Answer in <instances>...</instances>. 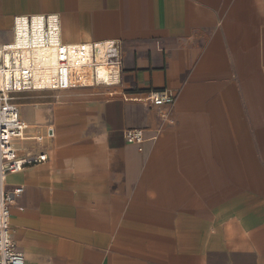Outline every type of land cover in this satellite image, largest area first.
<instances>
[{
    "label": "crops",
    "instance_id": "0c3cea01",
    "mask_svg": "<svg viewBox=\"0 0 264 264\" xmlns=\"http://www.w3.org/2000/svg\"><path fill=\"white\" fill-rule=\"evenodd\" d=\"M42 18L96 56L14 94L20 159L47 156L5 184L27 264H264V0H0V43Z\"/></svg>",
    "mask_w": 264,
    "mask_h": 264
},
{
    "label": "built area",
    "instance_id": "2783aa9c",
    "mask_svg": "<svg viewBox=\"0 0 264 264\" xmlns=\"http://www.w3.org/2000/svg\"><path fill=\"white\" fill-rule=\"evenodd\" d=\"M59 36V27L49 25L44 18L35 24L22 19L16 27L15 40L7 45L0 43V264H27L25 256L17 250L13 240L10 221L11 208L23 189L6 192V179L10 174L20 173L26 164H39L47 159L46 155H42L23 161L14 144L17 139L25 138L27 130V125L14 104V94L40 88L36 73L43 65L36 63L35 49L39 46L53 48L56 59L54 86L57 89L66 90L80 85H72V48L63 44ZM95 56V51H92L91 57L94 59ZM145 101L163 106L173 104L174 98L169 93L162 92L149 95ZM124 136L127 142L142 150V145L146 142L145 130L129 129ZM48 137H54L52 130L48 131Z\"/></svg>",
    "mask_w": 264,
    "mask_h": 264
},
{
    "label": "bare ground",
    "instance_id": "6f19581e",
    "mask_svg": "<svg viewBox=\"0 0 264 264\" xmlns=\"http://www.w3.org/2000/svg\"><path fill=\"white\" fill-rule=\"evenodd\" d=\"M34 57L38 65H43V67L41 66V69H38L36 73L37 80L39 81V85L48 84V83L55 85L56 59L53 48L39 46L35 49ZM26 61L28 62V57H26ZM70 62L72 64V68H71L72 85L87 84V83H92V81H94L93 79L94 76L91 66L92 58H91V54L88 51H84L83 49L80 48L76 50H72L70 56ZM108 76H109L108 71L106 69H102L101 67L95 69V77L98 81H109Z\"/></svg>",
    "mask_w": 264,
    "mask_h": 264
}]
</instances>
